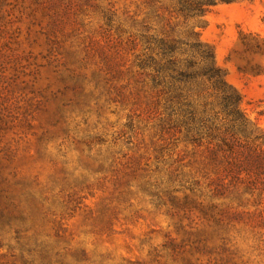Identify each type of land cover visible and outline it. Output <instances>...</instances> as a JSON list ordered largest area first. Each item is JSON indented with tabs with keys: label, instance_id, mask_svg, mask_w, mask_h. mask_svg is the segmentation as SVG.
Wrapping results in <instances>:
<instances>
[{
	"label": "rangeland",
	"instance_id": "374dc122",
	"mask_svg": "<svg viewBox=\"0 0 264 264\" xmlns=\"http://www.w3.org/2000/svg\"><path fill=\"white\" fill-rule=\"evenodd\" d=\"M198 1L0 0V264H264V0Z\"/></svg>",
	"mask_w": 264,
	"mask_h": 264
},
{
	"label": "trees",
	"instance_id": "16d2710c",
	"mask_svg": "<svg viewBox=\"0 0 264 264\" xmlns=\"http://www.w3.org/2000/svg\"><path fill=\"white\" fill-rule=\"evenodd\" d=\"M215 1L216 0H199L197 2V4L195 5L196 6L195 8H197L199 11L203 12L205 5L213 4V3H215ZM210 56H212V55H209V57ZM209 71H211L214 76H218V78H220V75H219L220 70L219 69H217L213 66V67H211V69ZM220 83L223 85V87L225 86L223 81H220ZM225 100L227 101L228 105L233 106L232 112L236 113L240 118H242V114L237 109L238 104L240 102L239 95H235V94L226 95ZM254 159H256V162L253 163L255 165V167L260 168V167L264 166V152H259V153L254 154Z\"/></svg>",
	"mask_w": 264,
	"mask_h": 264
}]
</instances>
